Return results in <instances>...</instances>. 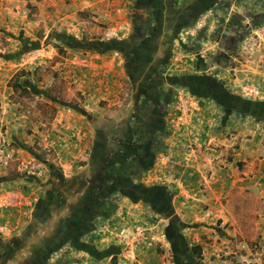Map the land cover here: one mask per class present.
I'll list each match as a JSON object with an SVG mask.
<instances>
[{
    "label": "rangeland",
    "instance_id": "374dc122",
    "mask_svg": "<svg viewBox=\"0 0 264 264\" xmlns=\"http://www.w3.org/2000/svg\"><path fill=\"white\" fill-rule=\"evenodd\" d=\"M99 1L0 0V264L90 247L122 202L159 214L131 232L166 264H264V0H131L125 22ZM93 50L119 69L113 103Z\"/></svg>",
    "mask_w": 264,
    "mask_h": 264
},
{
    "label": "crops",
    "instance_id": "0c3cea01",
    "mask_svg": "<svg viewBox=\"0 0 264 264\" xmlns=\"http://www.w3.org/2000/svg\"><path fill=\"white\" fill-rule=\"evenodd\" d=\"M87 6H89L92 10L94 9V11L101 10L108 12L109 15H106L105 20H114L115 18H119L121 21L123 20V22H125L126 19H129L128 16H130L129 13L132 10L131 0H100L99 2H93L91 4L89 3V5H86V7L84 8H87ZM93 51V54H91L88 58L96 59L97 61H101V63L98 65L94 64L93 62L86 63L84 65V67H86L85 71L90 72L91 69L95 72L88 75L85 74L83 76H88L90 78L89 85L92 87L89 88H92L94 90L96 96H99L101 100H106L110 103H113L118 94V76L120 74L119 69L115 65V63L106 62V60L109 59L110 54L101 53V51L98 52L97 50ZM77 72H79L77 68L73 70L72 78H74L76 81H80V78L77 77ZM224 171L227 172L226 170ZM218 182L220 183V181ZM225 183L230 185L228 182L222 180L220 186L224 185ZM201 197L199 199L201 202H205L207 200L204 199L205 201H202ZM121 204L122 206L118 208L117 213L114 212L112 214V218H116L118 215L124 214L126 216V219L123 220H127L126 226H123L121 224L122 222H117L116 224H111L110 226L105 225L96 228L93 231V239L91 241V245L89 244L90 247H87L88 244L85 243L82 239L80 241L83 243H79L80 245H72L67 243L63 244L62 246H59L57 247V249L53 250V252L47 253L44 264H52L54 260H56V258H58L59 256H62L63 260L58 261L57 264H129L128 259H124L126 258V256L129 257L128 252L136 255L139 264H166L164 257H160L157 254L156 249L152 245V239L154 237L151 236V233H146L140 237H136L132 235L134 232H131L134 229H140L141 226L139 223H148V229H145V227L143 228L148 232L149 230L151 232L154 229V227L151 226V222L154 221V216L157 217L159 216V214L157 212H154V215H150V212H148V214H146V216L141 218L139 221L137 213H130L134 210V207H132V209L124 211L123 208L126 209V207L123 206V202ZM135 204L136 203H133L132 205ZM138 204L140 203H137V206ZM182 204L184 203L182 202ZM122 211L123 213H121ZM14 212H16V214ZM14 212V216H22L21 211L15 210ZM5 221L7 222V220ZM130 235H132L131 240L130 238H128V236ZM36 237L38 238L39 236ZM193 245L189 246V251L191 246ZM44 247L45 245L38 243L34 245L33 243V245H31L30 247L31 249L27 247L26 252H29L30 254H28L30 256H33L36 253H41L42 255L44 254V252L46 253L45 249H43Z\"/></svg>",
    "mask_w": 264,
    "mask_h": 264
},
{
    "label": "trees",
    "instance_id": "16d2710c",
    "mask_svg": "<svg viewBox=\"0 0 264 264\" xmlns=\"http://www.w3.org/2000/svg\"><path fill=\"white\" fill-rule=\"evenodd\" d=\"M196 69L201 70V71H204L206 69V65L204 63V60L200 55H196ZM22 74H24L23 76H25V77L27 75V73H25L24 71L17 72L14 75V77L12 78V80H13L12 89L14 90V92L30 93L28 89H26L25 87L22 86V84L19 80V78L22 76ZM237 164L239 166L240 163H237ZM190 252L196 258H201V256H202V249H201L200 245L191 246Z\"/></svg>",
    "mask_w": 264,
    "mask_h": 264
},
{
    "label": "flooded vegetation",
    "instance_id": "af4514ba",
    "mask_svg": "<svg viewBox=\"0 0 264 264\" xmlns=\"http://www.w3.org/2000/svg\"><path fill=\"white\" fill-rule=\"evenodd\" d=\"M171 248L173 249L174 253H176V248H177L176 243H172Z\"/></svg>",
    "mask_w": 264,
    "mask_h": 264
}]
</instances>
